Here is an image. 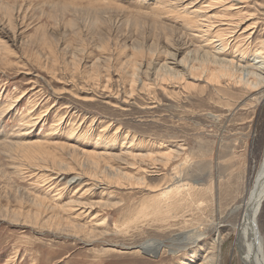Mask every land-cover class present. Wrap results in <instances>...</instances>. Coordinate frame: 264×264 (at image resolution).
<instances>
[{
  "label": "rangeland",
  "instance_id": "374dc122",
  "mask_svg": "<svg viewBox=\"0 0 264 264\" xmlns=\"http://www.w3.org/2000/svg\"><path fill=\"white\" fill-rule=\"evenodd\" d=\"M263 42L264 0H0V264H264Z\"/></svg>",
  "mask_w": 264,
  "mask_h": 264
},
{
  "label": "bare ground",
  "instance_id": "6f19581e",
  "mask_svg": "<svg viewBox=\"0 0 264 264\" xmlns=\"http://www.w3.org/2000/svg\"><path fill=\"white\" fill-rule=\"evenodd\" d=\"M212 3H214V2H211V1H209L208 2V4H206L207 6H204V5H202V6H200V8H203V9H205V8H208V7H210L209 5H211ZM106 4V3H105ZM109 4V3H108ZM196 4V3H195ZM194 4V5H195ZM235 4H232V6H234ZM236 7L238 6L237 4L235 5ZM224 9V8H223ZM208 10H210V8L208 9ZM224 11V10H223ZM226 11V10H225ZM224 11V12H225ZM221 12H222V10H221ZM219 15H220V13H218ZM223 14V13H222ZM210 16H214L213 14H211ZM215 16H216V14H215ZM223 16H226V14H224ZM244 17V16H243ZM213 18V17H212ZM215 18V17H214ZM215 21H216V23L218 22L219 23V25H218V23H217V25L218 26H220V27H222L225 23H224V19H218V18H215ZM215 25V24H214ZM227 26H231V25H227ZM226 26V27H227ZM238 27V26H237ZM236 28V27H235ZM226 29V28H225ZM228 30V29H227ZM222 32H223V30H222ZM223 34H225V33H222V36L224 37V35ZM217 35V34H216ZM221 35H217V36H215V38H217L218 37V40L217 41H219V42H221V45H224L225 44V42H226V39H224L223 37H222ZM214 38L212 39H209L208 41H207V45H211V47L212 48H214ZM216 41V42H217ZM218 42V43H219ZM264 43V42H263ZM264 45V44H263ZM262 46V45H261ZM261 46H259V47H261ZM262 48V47H261ZM219 49H220V47H219ZM229 49V48H228ZM263 49V48H262ZM262 51V50H261ZM264 54V53H263ZM263 57V56H262ZM245 59V58H244ZM233 63V62H232ZM241 63V62H240ZM259 64V63H258ZM263 62H262V65H261V67L264 69V66H263ZM248 67V66H247ZM246 67V68H247ZM258 67V66H257ZM249 68V67H248ZM252 68H254V67H252ZM229 69H230V66H229ZM256 69V68H255ZM206 70V69H205ZM258 74V73H257ZM256 74V75H257ZM227 75V74H226ZM229 75V74H228ZM255 75V74H254ZM253 75V76H254ZM230 77H231V75H230ZM259 77L261 78V76L259 75ZM259 77H257L258 79H259ZM226 78V77H225ZM228 78V77H227ZM254 78V77H253ZM263 78V77H262ZM262 78H261V80H262ZM247 79V78H246ZM215 80V79H214ZM217 80V79H216ZM225 80V79H224ZM229 80V79H228ZM237 81V80H236ZM252 82V81H251ZM263 82V81H262ZM219 83V82H218ZM239 85V84H238ZM244 87V86H243ZM5 109V108H4ZM43 142V141H42ZM47 142V141H46ZM18 143V142H17ZM31 143H35V142H31ZM37 143V142H36ZM39 143H41V142H39ZM45 143V142H44ZM53 145L55 144V143H52ZM57 144V143H56ZM55 144V145H56ZM17 145H19V144H17ZM32 145V144H31ZM58 145V144H57ZM16 146V145H15ZM20 146H22V145H20ZM28 146H29V144H28ZM36 146V148H37V145H35ZM39 146H41V145H39ZM64 146V145H63ZM62 146V147H63ZM23 147V146H22ZM31 148L33 147V146H30ZM65 147H68V146H65ZM20 148V147H19ZM24 148V147H23ZM57 148V147H56ZM61 148V147H60ZM25 150V149H24ZM37 150H39V149H37ZM29 152V151H28ZM34 152H35V150H34ZM41 152V151H40ZM32 153V152H31ZM137 153V152H136ZM26 154V153H25ZM30 154V153H29ZM35 154H38V153H35ZM91 154V153H90ZM31 155V154H30ZM33 155V154H32ZM94 155H96V158H98L97 157V155H101V154H94ZM34 156V155H33ZM91 157H92V155H90ZM36 157V156H35ZM102 157V156H101ZM168 157H170V155L168 154ZM94 158V157H93ZM92 158V159H93ZM95 158V159H96ZM261 166H262V168H260V170L259 171H261V174L259 175V178L257 177V183L258 184H261V183H264V180H263V182H262V180H261V178H263V174H264V161H263V163L261 164ZM262 169H263V172H262ZM81 174V173H80ZM85 175V174H84ZM122 175H126V174H122ZM118 176V175H117ZM127 176V175H126ZM130 177H131V175H129ZM262 176V177H261ZM123 176H121L120 175V179L122 178ZM79 178H81V177H79ZM113 178V177H112ZM115 178V177H114ZM127 178H129L128 176H127ZM78 178L77 177H74L73 178V180L74 181H76ZM119 179V178H118ZM114 180H116V179H114ZM128 180H130V178L128 179ZM110 181H112V180H110ZM109 181V182H110ZM120 181V180H119ZM222 181V180H221ZM132 182V181H131ZM130 182V183H131ZM261 182V183H260ZM117 183V182H116ZM132 185V184H131ZM260 188V186L259 185H257V187H256V190L255 191H253L254 192V195L253 196H255V198L254 199H249L248 200V202H247V210H246V212H245V216L244 217H246V220H245V222L243 223V225H240L239 227L241 228V229H243V228H246L247 227V229L248 230H252L253 231V235H252V237L254 238V241H256L257 242V246L259 247V249H260V252L262 251L261 250V244H260V242H261V235L258 233L259 232V230H258V228H257V224H256V218H255V216H256V213H257V211H258V209L260 208V205H261V202H262V199H263V197H264V189H259ZM173 190V189H172ZM166 192V191H165ZM168 192H169V190H168ZM173 192V191H172ZM170 196H171V192H170V194H169ZM175 195V194H174ZM168 196V195H167ZM170 198V197H169ZM173 198V197H172ZM183 199V198H182ZM41 200V199H40ZM155 200V199H154ZM41 202H44L43 200H41ZM46 203V202H45ZM43 204V203H42ZM54 208V207H53ZM62 208V207H61ZM48 209V208H47ZM50 209H51V207H50ZM58 209V208H57ZM63 209V208H62ZM75 210V209H74ZM155 211V210H154ZM159 211V210H158ZM150 213V212H149ZM152 213H150V215H151ZM156 214V213H155ZM148 215V214H147ZM158 215H159V213H158ZM155 216V215H154ZM159 216H161V214L159 215ZM53 217V216H52ZM138 217V216H137ZM38 218V217H37ZM141 218V217H140ZM139 220V219H138ZM141 220V219H140ZM137 221V220H136ZM133 222V221H132ZM163 222V221H162ZM82 226V225H81ZM51 228V227H50ZM190 232H192V231H190ZM195 232H196V230H195ZM187 233H189L188 231H187ZM187 233H185V234H180L179 235V239L180 240H182V241H185V242H190V241H193V242H197L199 239H200V235H193V234H191V233H189V234H187ZM221 235L220 234H218V237L216 238V240H218V242H221V237H220ZM257 238V239H256ZM258 240H259V242H258ZM241 241V240H240ZM239 241V242H240ZM237 243V242H236ZM245 243V242H244ZM165 247V244L163 243V241H158V240H152V241H147V242H144L143 244H141V245H139L138 246V249L143 253V254H148V255H150V256H156V255H158L160 252H161V250L163 249ZM246 248V247H245ZM171 253H174L175 251H173L172 249H171V251H170ZM242 252V251H241ZM176 253V252H175ZM246 256V255H245ZM246 260V259H245ZM205 261V260H204ZM214 261V260H213ZM212 260H211V262L212 263H214ZM201 264V263H200Z\"/></svg>",
  "mask_w": 264,
  "mask_h": 264
}]
</instances>
